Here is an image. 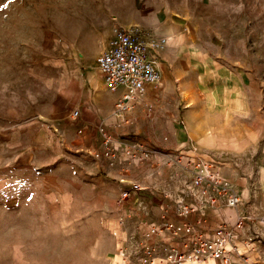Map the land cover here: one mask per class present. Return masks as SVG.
<instances>
[{
    "label": "rangeland",
    "instance_id": "rangeland-1",
    "mask_svg": "<svg viewBox=\"0 0 264 264\" xmlns=\"http://www.w3.org/2000/svg\"><path fill=\"white\" fill-rule=\"evenodd\" d=\"M116 25L137 29L148 41L168 37L158 52L157 109L172 119L157 128L179 144L175 150L157 148L220 163L238 188L253 191L256 209L264 205V0H0V128L35 117L51 120L59 112L52 111L54 106L70 103L77 92L75 78L91 66L99 71L96 58L109 49ZM184 93L197 114L191 126ZM64 116L66 124L69 116ZM68 145L58 160L68 184L48 188L45 175L34 169L15 173L0 191V264H133L143 255L141 217L122 212L126 201L119 202L120 191L114 188L72 183L79 152L76 144ZM101 149L102 139L96 151ZM96 151L92 155L104 161ZM144 167L153 178L168 171L160 190L172 189L178 165L153 160ZM132 182L142 186L138 194L156 183H127ZM220 203L225 204L207 205L203 215L191 219L195 224L203 220V233L234 225L223 221L209 228L208 212ZM143 211L150 223L159 219L150 220L148 208ZM263 217L252 230L261 239L251 246L252 258L236 244L240 229L230 245L232 264H244L246 258L264 264Z\"/></svg>",
    "mask_w": 264,
    "mask_h": 264
},
{
    "label": "built area",
    "instance_id": "built-area-1",
    "mask_svg": "<svg viewBox=\"0 0 264 264\" xmlns=\"http://www.w3.org/2000/svg\"><path fill=\"white\" fill-rule=\"evenodd\" d=\"M167 42L168 37L165 36L148 41L137 29L122 25L114 27L109 49L102 51L96 62L109 90L124 88L113 107V114L120 121L125 120L126 113L141 104L140 99L149 88L159 87L161 69L158 52ZM143 107L148 114L155 109L152 101H145ZM78 115L79 110L75 109L73 116ZM98 132L102 149L94 155L102 158L110 167L128 170L153 160L178 165L171 176L175 185L162 192L171 203L163 207L157 221L150 223L146 217H142L137 222L141 237L138 246L143 255L133 264H201L206 260L233 263L229 255L230 245L238 238L245 218L239 216L232 227L219 225L210 233H203V220L199 218L195 224L189 219L203 215L207 205L214 206L224 201L230 207H237L241 203L240 192L223 172L220 163L205 160L194 153L176 157L138 138L114 135L103 123L98 125ZM121 182L128 181L121 179ZM125 185L119 197L121 204L142 190L138 183ZM170 213L178 219L172 218ZM261 221L264 225V217ZM124 222L122 217L120 223ZM132 252L138 253L137 250ZM244 264L255 262L246 258Z\"/></svg>",
    "mask_w": 264,
    "mask_h": 264
},
{
    "label": "crops",
    "instance_id": "crops-1",
    "mask_svg": "<svg viewBox=\"0 0 264 264\" xmlns=\"http://www.w3.org/2000/svg\"><path fill=\"white\" fill-rule=\"evenodd\" d=\"M87 69V71L82 72L83 77L75 78L78 90L73 93L70 103L65 102L63 106H61V102L57 103L52 111L59 109V112L54 117L52 116L51 120L35 117L17 125L0 128V191L12 183L15 173L30 172L34 169L45 175L48 188H62V186L68 184L61 174L63 163L58 162L63 155L62 146L76 144L74 149L76 148V152H79L77 157L79 165H75L77 167L72 172V175H75V178L70 180L72 183L77 185L87 184L94 189L102 186L109 191L114 188L120 191V194L126 186L125 183L121 182V179L139 181L143 186H149L154 181L156 182L154 187L152 185L150 189L135 194L128 199L125 203L126 209L122 212L134 215L135 218L146 217L148 219L147 214L143 211V207H146L151 215L149 219H158L161 204L166 202L160 189L165 185L168 171L165 174L162 169L166 177L153 178L147 172L145 165L130 171L122 170L119 167H110L104 161L96 159L92 152L96 151L101 145L98 125L102 123L114 135L138 138L155 147L175 150L179 143L176 144V140L171 138L168 133L157 128L158 126L162 127L165 121L169 123L172 119L171 114L159 112L157 109L161 98L160 92L157 91L159 87L157 89L149 88L146 95L140 99L141 104L133 111L126 113L125 120L120 121L121 119L113 114V107L121 97L124 88H120L118 91L109 90L100 70L95 71L92 66ZM69 92H72V90ZM145 101L154 102L155 111L153 113L148 114L145 111L143 107ZM75 109L79 110L77 117L73 116ZM64 113L69 116L65 120L66 124L63 121ZM50 126H53V128H50ZM75 129L81 134L80 136H83L81 141L76 138ZM80 129L82 132H79ZM130 130L131 132H129ZM173 132L181 137L178 128H174ZM83 151L86 153H83ZM51 167H53L52 170ZM224 173L228 175L225 171ZM48 175L50 176L48 177ZM232 184L242 193L241 203L237 207H226V204L220 203L216 209L208 212V226L213 229L223 221L232 224L239 216H243L245 218L244 226L240 230V237L236 244L245 256L252 258L251 246L256 245L261 240L252 230L258 229L255 226V220L264 214V205H258L256 202V209L253 191L246 187L240 189L235 183L232 182ZM174 185L175 182H173ZM262 200L263 198L260 201ZM170 216L178 219L172 213H170ZM194 218L195 216H191L189 219ZM258 245L261 247L260 244Z\"/></svg>",
    "mask_w": 264,
    "mask_h": 264
},
{
    "label": "bare ground",
    "instance_id": "bare-ground-1",
    "mask_svg": "<svg viewBox=\"0 0 264 264\" xmlns=\"http://www.w3.org/2000/svg\"><path fill=\"white\" fill-rule=\"evenodd\" d=\"M183 100L185 102V107H186V110H187V122L189 124V126H191L193 123H194V119L195 117L197 116V114L195 113V111L192 110V103H191V100H190V97L188 94H183ZM189 129V128H188ZM215 134L210 132V137L213 138Z\"/></svg>",
    "mask_w": 264,
    "mask_h": 264
}]
</instances>
